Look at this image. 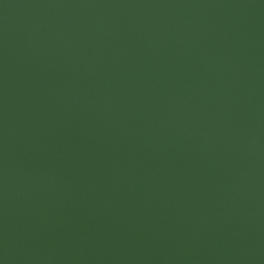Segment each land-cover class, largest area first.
<instances>
[{"label":"water","instance_id":"95a60500","mask_svg":"<svg viewBox=\"0 0 264 264\" xmlns=\"http://www.w3.org/2000/svg\"><path fill=\"white\" fill-rule=\"evenodd\" d=\"M0 264H264V0H0Z\"/></svg>","mask_w":264,"mask_h":264}]
</instances>
